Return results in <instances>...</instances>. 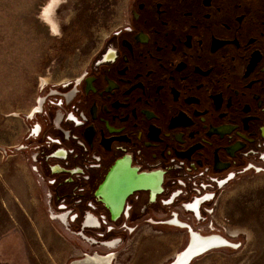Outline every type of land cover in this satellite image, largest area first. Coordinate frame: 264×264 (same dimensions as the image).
Wrapping results in <instances>:
<instances>
[{"label":"flooded vegetation","instance_id":"1","mask_svg":"<svg viewBox=\"0 0 264 264\" xmlns=\"http://www.w3.org/2000/svg\"><path fill=\"white\" fill-rule=\"evenodd\" d=\"M126 16L88 70L45 88L29 113L47 214L93 250L119 247L110 234L151 214H207L264 163V0H129ZM130 170L159 184L133 191L114 220L98 193Z\"/></svg>","mask_w":264,"mask_h":264},{"label":"rangeland","instance_id":"2","mask_svg":"<svg viewBox=\"0 0 264 264\" xmlns=\"http://www.w3.org/2000/svg\"><path fill=\"white\" fill-rule=\"evenodd\" d=\"M0 0V264H71L84 254L113 252L110 264H171L188 230L169 212L148 215L140 231H117L113 250H93L47 214L41 179L29 161V113L49 86L84 74L126 20L129 0ZM242 170L207 206L194 230L230 239L190 264H264V163ZM46 198V199H45ZM174 211V208L172 209Z\"/></svg>","mask_w":264,"mask_h":264},{"label":"water","instance_id":"3","mask_svg":"<svg viewBox=\"0 0 264 264\" xmlns=\"http://www.w3.org/2000/svg\"><path fill=\"white\" fill-rule=\"evenodd\" d=\"M156 184L158 185L159 183L155 182L153 177L144 174L137 175L131 170L130 173H124L122 175L115 174V172H113L107 178L106 182L101 186L98 195L103 197V202L107 207L111 209L113 219L116 220L121 212L122 205H124L128 195H130L133 191L136 190L153 189L154 187H156ZM112 193H114V196L112 195ZM197 217L198 219H200V215ZM87 240L89 241L90 245H98L99 243L93 238H89ZM189 245L190 240L186 245L188 246L186 249L189 248ZM207 252H209V250L192 255L189 261L185 264H190L193 259Z\"/></svg>","mask_w":264,"mask_h":264},{"label":"bare ground","instance_id":"4","mask_svg":"<svg viewBox=\"0 0 264 264\" xmlns=\"http://www.w3.org/2000/svg\"><path fill=\"white\" fill-rule=\"evenodd\" d=\"M58 1L59 0H54L52 1V3H49V5H47L45 14L48 20H51V15L49 14L51 10L50 8L53 7ZM189 240V248L186 249L188 247L186 246L181 252H178L171 264H185L189 261L190 257L196 253H202L207 250L210 251L213 249H220L228 246L232 247L233 245L228 238L221 236L218 233L203 235L192 230H190L189 232L188 242ZM112 260L113 256H109L107 258L85 256L84 258H82V260L74 261L71 264H110Z\"/></svg>","mask_w":264,"mask_h":264},{"label":"built area","instance_id":"5","mask_svg":"<svg viewBox=\"0 0 264 264\" xmlns=\"http://www.w3.org/2000/svg\"><path fill=\"white\" fill-rule=\"evenodd\" d=\"M204 188L207 189V187H204ZM196 190H197V192H198V195H201V194L203 193V190H202L200 187L196 188ZM212 192H213V191H212ZM212 192H211V193H212ZM212 211H213V209L210 210V209L208 208V213H207V215L210 214V213L212 214ZM175 218H179V219H180V217H179L177 214L174 213V214L170 217V219H168L167 221H165V223H170V221L173 220V219H175ZM180 220H181V219H180ZM202 220H203V216H201L200 219L197 218V222H198V221L200 222V221H202ZM181 221H182V220H181ZM184 223H186V222H184ZM186 224H187V223H186ZM187 226L190 227L191 225L187 224ZM191 227H192V226H191ZM192 228H193V227H192ZM210 230H211L210 233L213 234V233H214V231H213V230H214V227L212 226V224L210 225ZM198 231H199L200 233L204 234V232H203L202 230H198ZM218 234H219V233H218ZM99 235H102V234H99ZM204 235H207V234H204Z\"/></svg>","mask_w":264,"mask_h":264}]
</instances>
